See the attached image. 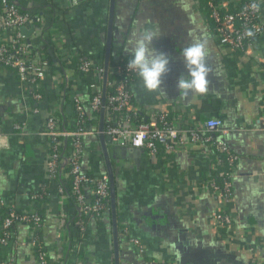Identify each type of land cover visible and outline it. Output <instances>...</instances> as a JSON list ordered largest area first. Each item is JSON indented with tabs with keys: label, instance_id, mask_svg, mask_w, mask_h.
Returning <instances> with one entry per match:
<instances>
[{
	"label": "crops",
	"instance_id": "0c3cea01",
	"mask_svg": "<svg viewBox=\"0 0 264 264\" xmlns=\"http://www.w3.org/2000/svg\"><path fill=\"white\" fill-rule=\"evenodd\" d=\"M217 1L224 8L239 2ZM19 2L24 12L40 17L31 41L52 60L45 78L34 85L21 83L13 69L0 66V233L6 212L15 207L43 217L40 241L50 264H264V34L241 53L221 45L213 34L207 0H184V10L178 0H115L110 79L117 80L115 67L131 58L125 48L132 32L159 27L161 36L153 47L169 55L171 70L163 78L165 95L147 91L139 77L130 83L139 117L148 120L152 112L168 111L176 122L193 126L220 119L227 132L223 137L237 156L236 171L232 197L226 200L209 185L216 166L206 145L187 139L179 153L150 156L106 142L116 187L115 219L111 209L100 220H86L72 195L59 191L61 184L70 188L67 171L48 179L51 143L41 132L52 113L66 128L74 127L71 92H78L91 131L84 139V170L93 178L108 174L100 115L91 117L89 108L96 91L91 85L102 88L103 78L97 71L80 73L78 60L104 67L111 0ZM192 38L208 40L212 72L206 94L183 98L177 81L188 73L181 53ZM32 93H40L42 100ZM42 191L46 197L30 200L29 195ZM220 213L231 217V225L215 219ZM32 238L29 226H16L8 245L0 249V261L37 264Z\"/></svg>",
	"mask_w": 264,
	"mask_h": 264
},
{
	"label": "built area",
	"instance_id": "2783aa9c",
	"mask_svg": "<svg viewBox=\"0 0 264 264\" xmlns=\"http://www.w3.org/2000/svg\"><path fill=\"white\" fill-rule=\"evenodd\" d=\"M256 3L257 10L251 5ZM223 7L217 0H210L209 8L214 22L213 34L221 45L235 51L245 53L251 43L264 34V0H239L233 6ZM40 23L37 14L24 12L19 0H1L0 2V66L13 69L21 83L34 85L45 78L51 67V61L46 58L45 50L35 46L29 39L36 36ZM31 38H26L21 30L35 28ZM253 32L252 36L248 31ZM58 42L60 39L57 37ZM58 53L63 55V49ZM80 73L87 75L97 71L104 81L105 68L94 67L88 61L79 59ZM128 62L115 67V74L119 80L110 79L107 82L105 98L106 120L104 133L112 138L114 143L129 146L132 149L146 152L150 156L172 155L184 149L187 139L192 144H203L212 150L215 165L226 166L222 172V183L211 181L210 187L220 192L226 200L232 197L231 180L235 177L237 156L231 150L228 142L223 137L227 132L223 129V122L218 118H211L202 126L180 124L169 120L168 111L154 113L145 120L138 115L137 107L132 100L133 95L129 90V81L137 75L128 71ZM58 81V80H57ZM96 89L89 103L91 112L100 115L103 107V84ZM111 90V91H110ZM36 100H42L40 93H32ZM71 102L76 114L75 124L72 129L66 128L57 116L52 113L48 116L41 134L51 143V151L47 161V177L56 180L63 171H67L70 178V188L61 184L59 191L65 195L68 191L77 205L80 217L91 220H100L111 210V183L107 174L100 178H93L83 167L84 139L91 133L88 127L86 107L78 92H71ZM38 112V109H34ZM20 130L21 127L17 126ZM69 142L68 145L66 142ZM46 191L29 195L31 201L46 197ZM215 219L223 226L231 225L232 219L228 214L220 213ZM18 225L29 226L33 233L30 245L37 249L40 246L39 233L43 228V217L36 211H19L11 207L4 216L0 233V249L8 245L13 235V230ZM81 235L84 234L85 222L80 221ZM132 242L140 247L138 240ZM47 252L39 253L37 264H50ZM0 264L4 262L0 261Z\"/></svg>",
	"mask_w": 264,
	"mask_h": 264
},
{
	"label": "clouds",
	"instance_id": "9594fccd",
	"mask_svg": "<svg viewBox=\"0 0 264 264\" xmlns=\"http://www.w3.org/2000/svg\"><path fill=\"white\" fill-rule=\"evenodd\" d=\"M178 6L184 10V0H178ZM253 10L258 5H251ZM191 36V33H189ZM252 36L253 32L248 31ZM161 31L159 27H139L132 32L127 41L129 47L125 52L131 58L128 61V71L135 72L142 81L143 87L149 92H161L165 95L162 85L164 77L170 72L171 58L168 54L153 47V42L159 39ZM182 57L187 69V77L181 75L177 81L180 97L187 98L190 94H206L209 91V76L212 69L208 65L210 48L207 39L192 38V42L183 48ZM238 259H242L238 257Z\"/></svg>",
	"mask_w": 264,
	"mask_h": 264
},
{
	"label": "water",
	"instance_id": "95a60500",
	"mask_svg": "<svg viewBox=\"0 0 264 264\" xmlns=\"http://www.w3.org/2000/svg\"><path fill=\"white\" fill-rule=\"evenodd\" d=\"M114 9H115V0H111V6H110V23H109V33H108V42H107V49H106V63L104 65L105 68V75H104V81H103V107L100 113V125H99V137L102 141V144L104 146V158L106 162V166L108 169V176L110 178V183H111V196H110V202H111V209L113 213V217L115 219V210H116V187H115V181H114V170L112 167V164L110 162V158L107 152V149L105 148L106 142L113 143V140L111 137L105 135L104 130H105V120H106V108H105V98L107 94V82L109 80V57L111 53L110 49V38H111V22L113 21V14H114ZM36 27L27 30L25 28H22L21 32L26 38H31V35L35 31ZM29 42H31V39H29ZM49 52L52 54V51L49 50ZM121 143H119L120 145ZM114 227L116 228V225L114 224ZM114 244H115V259L116 261L119 258V248H118V235H117V230L114 232Z\"/></svg>",
	"mask_w": 264,
	"mask_h": 264
},
{
	"label": "trees",
	"instance_id": "16d2710c",
	"mask_svg": "<svg viewBox=\"0 0 264 264\" xmlns=\"http://www.w3.org/2000/svg\"><path fill=\"white\" fill-rule=\"evenodd\" d=\"M209 2H210V0H207V10H208V14H209L210 20L212 22V29H213L214 28V22H213V19L211 18V12H210V8H209ZM230 9H231V11L234 10L231 7H230ZM45 53H46L45 54L46 55V58L51 61L52 58H51L50 54L47 53L46 51H45ZM128 61H126V62H128ZM138 77H139L138 75H134V77H132V79L128 82L129 83V86H130V83L133 82L134 80H136ZM113 78H116L117 80H119L116 75H113ZM129 90L131 91L130 87H129ZM132 100L134 102V98H132ZM172 115L173 114L170 113L169 120H172L173 119V116ZM94 116H97V115H96V113L92 112L91 117H94ZM213 162L215 164V159H214ZM215 166H216V169H215V172L213 174V178H214L213 181H215L216 183H222V172L225 171V170H227V167L226 166H221V165H218V166L215 165ZM40 235H41V232L39 233V237H40ZM45 251H46V249L43 247V245H42V243L40 241V246L37 247V249L35 248L36 256H38L39 253H42V252H45Z\"/></svg>",
	"mask_w": 264,
	"mask_h": 264
}]
</instances>
